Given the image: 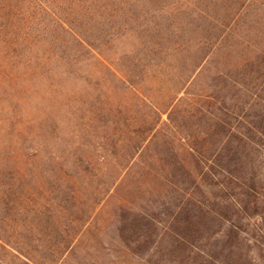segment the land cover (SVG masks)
<instances>
[{
	"label": "rangeland",
	"instance_id": "obj_1",
	"mask_svg": "<svg viewBox=\"0 0 264 264\" xmlns=\"http://www.w3.org/2000/svg\"><path fill=\"white\" fill-rule=\"evenodd\" d=\"M252 76L264 0H0L1 235L36 264H183L172 230L212 207L195 178L211 183L218 94ZM21 256L0 247V264ZM243 261L264 264V244Z\"/></svg>",
	"mask_w": 264,
	"mask_h": 264
},
{
	"label": "trees",
	"instance_id": "obj_2",
	"mask_svg": "<svg viewBox=\"0 0 264 264\" xmlns=\"http://www.w3.org/2000/svg\"><path fill=\"white\" fill-rule=\"evenodd\" d=\"M249 79L255 85L249 89L250 91L241 88V84L234 80H227L222 89L215 87L217 91L221 89L222 93L218 96L227 104L225 108L214 107L216 111L213 112L212 123L216 141L222 138L224 145L220 147L216 142L213 146L214 159L211 161L208 174L211 179L210 185L205 184L202 176L201 179L195 178L196 187L206 188L212 201L210 212L208 208L206 213L201 203L193 202L197 209L195 220L203 226L182 225L172 230L181 236L175 247L186 254L183 264H245L244 256L248 258L250 251L257 245L263 247L264 230L255 220L264 217V113L250 115L244 113V110L248 108L252 113L256 107L264 109V103L261 105L256 98L259 91L264 93V83L254 81L253 76ZM244 97L250 99L243 100ZM215 105H218V102ZM239 108L241 111L235 113ZM219 110L225 115L222 119L216 115ZM220 126L223 127L222 133L218 131ZM183 165L186 166L185 162ZM7 184L1 176L0 230H4L1 223L3 202L10 200L9 196L14 192V185ZM192 217L193 214L184 206L179 219L187 221ZM214 224L220 226L211 229ZM22 228L17 230L15 226L12 230L13 238L19 236L18 238L22 239L20 235ZM194 234H197L198 241L189 246L187 236ZM245 244L248 245L246 254L242 252ZM0 247L8 250L13 257L22 260L23 254L32 264H36V260L22 250L27 248L26 245L6 240L1 231ZM252 262L250 261V264Z\"/></svg>",
	"mask_w": 264,
	"mask_h": 264
}]
</instances>
